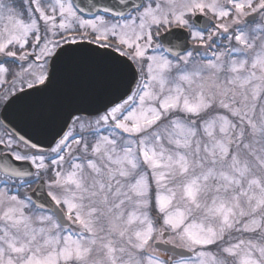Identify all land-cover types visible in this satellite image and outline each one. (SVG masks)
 <instances>
[{"label":"snow or ice","instance_id":"6c2138e0","mask_svg":"<svg viewBox=\"0 0 264 264\" xmlns=\"http://www.w3.org/2000/svg\"><path fill=\"white\" fill-rule=\"evenodd\" d=\"M0 264H264V0H0Z\"/></svg>","mask_w":264,"mask_h":264}]
</instances>
